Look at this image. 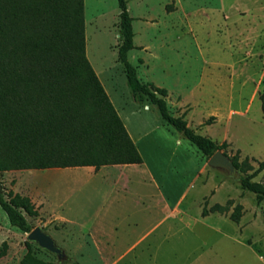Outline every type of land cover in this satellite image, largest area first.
<instances>
[{"label":"rangeland","instance_id":"obj_1","mask_svg":"<svg viewBox=\"0 0 264 264\" xmlns=\"http://www.w3.org/2000/svg\"><path fill=\"white\" fill-rule=\"evenodd\" d=\"M127 6L137 46L128 57L140 79L166 88L172 114L216 143L226 141L222 151L257 168L264 159V0H127ZM119 15L117 0H84L86 55L144 159L126 200L129 206L140 196V203L137 197L116 226L92 227L95 241L85 215L105 194L83 172L0 171L5 198L42 186L78 219L49 218L31 200L37 214L26 213L27 220L65 251L59 260L11 225L0 204V264H21L29 250L54 264H264V200L237 174L210 166L156 105L133 95L118 61ZM254 180L264 183V170ZM206 203L228 204L229 211L203 217ZM238 203L243 215L235 222L229 214Z\"/></svg>","mask_w":264,"mask_h":264},{"label":"trees","instance_id":"obj_2","mask_svg":"<svg viewBox=\"0 0 264 264\" xmlns=\"http://www.w3.org/2000/svg\"><path fill=\"white\" fill-rule=\"evenodd\" d=\"M117 1L118 61L133 95L156 105L164 122L206 157L227 147L226 141L218 144L197 133L184 115L172 114L166 88L140 79L128 57L137 47L134 18L127 0ZM214 120L212 115L205 123ZM230 158L238 183L254 192L258 201L264 200V183L254 180L264 170V159L257 160L254 168L248 157L240 161L235 154ZM142 162L136 143L86 55L84 0H0V171ZM8 194L5 198L0 191V204L9 222L31 231L26 213L37 214L34 203L20 193ZM228 211V204L215 203L209 209L206 203L202 215ZM242 215L243 205L238 203L229 217L239 222ZM21 264L54 263L29 250Z\"/></svg>","mask_w":264,"mask_h":264},{"label":"crops","instance_id":"obj_3","mask_svg":"<svg viewBox=\"0 0 264 264\" xmlns=\"http://www.w3.org/2000/svg\"><path fill=\"white\" fill-rule=\"evenodd\" d=\"M133 140L136 143V140L135 139ZM143 163H144V159L142 163L109 164V165H103L98 169L95 166H72L65 168H59V167L44 168L41 170H46L49 173L50 172L59 173V172H69V171H77L78 173L83 172L84 177L86 179L85 181L88 185H93L94 190L103 191V193L105 194L102 198L103 201L100 202V204L97 205V207L91 210V212L88 211L85 215L86 216L85 224L87 227H89L87 228V230L89 231L90 235L93 237L95 241H100L95 238L94 231L91 232L92 227H96V226L114 227L117 224H119V221L122 217L121 215L124 210L136 208L135 200L137 197H138L137 201L138 203H140V199H141L140 196H134L133 201L131 202L133 205L130 204L128 206L126 200L128 198V195H131L130 184L132 183V179L134 181L135 178L136 171L133 170L134 168L139 167ZM31 189H33V187ZM26 195L29 196L32 201L37 202V206L39 209L45 206L44 208H46L47 211L50 213L48 215L49 218L53 217V219L55 220L71 222V223L78 222V219L74 218L73 216L62 210L63 207L62 203H59V201L57 200H53L52 194L46 188L42 186L37 187L36 193L33 190H30ZM210 213L208 215H210Z\"/></svg>","mask_w":264,"mask_h":264},{"label":"water","instance_id":"obj_4","mask_svg":"<svg viewBox=\"0 0 264 264\" xmlns=\"http://www.w3.org/2000/svg\"><path fill=\"white\" fill-rule=\"evenodd\" d=\"M208 164L215 168L225 170L228 174H236V167L231 158L222 150H217L208 159ZM28 240L36 242L40 247L45 248L58 255L59 260L67 258L65 251L59 247L53 237L41 226H36L27 235Z\"/></svg>","mask_w":264,"mask_h":264}]
</instances>
